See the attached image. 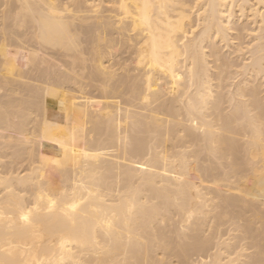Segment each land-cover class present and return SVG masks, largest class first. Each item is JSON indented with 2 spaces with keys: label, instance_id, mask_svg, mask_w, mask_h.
<instances>
[{
  "label": "bare ground",
  "instance_id": "obj_1",
  "mask_svg": "<svg viewBox=\"0 0 264 264\" xmlns=\"http://www.w3.org/2000/svg\"><path fill=\"white\" fill-rule=\"evenodd\" d=\"M0 264H264V0H0Z\"/></svg>",
  "mask_w": 264,
  "mask_h": 264
},
{
  "label": "rangeland",
  "instance_id": "obj_2",
  "mask_svg": "<svg viewBox=\"0 0 264 264\" xmlns=\"http://www.w3.org/2000/svg\"><path fill=\"white\" fill-rule=\"evenodd\" d=\"M172 195V194H171ZM164 205V204H163ZM169 207H170V212L168 213V217H169V219L167 220V222H162L161 223V227H163V228H167L168 226V228H167V230L169 229H171V232L172 231H174L175 230V228H174V224H175V221H173V217H174V214H176L175 213V211H176V209H175V207L173 206V204H170L169 205ZM178 218V217H177ZM176 218V219H177Z\"/></svg>",
  "mask_w": 264,
  "mask_h": 264
}]
</instances>
